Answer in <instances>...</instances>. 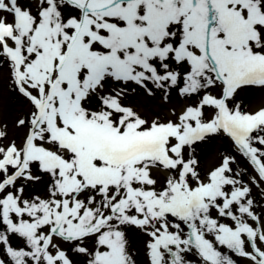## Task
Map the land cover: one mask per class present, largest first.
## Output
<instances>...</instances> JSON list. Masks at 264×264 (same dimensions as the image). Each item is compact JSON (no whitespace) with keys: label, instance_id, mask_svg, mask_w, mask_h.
I'll return each instance as SVG.
<instances>
[{"label":"snow or ice","instance_id":"6c2138e0","mask_svg":"<svg viewBox=\"0 0 264 264\" xmlns=\"http://www.w3.org/2000/svg\"><path fill=\"white\" fill-rule=\"evenodd\" d=\"M36 4L0 0V71L30 105L15 121L27 128L19 145H3L0 130V250L10 264H73L55 240L87 264H136L130 227L148 237V264H191L189 254L238 264L225 250L264 264V216L244 170L225 155L201 173L193 156L222 134L264 182V108L236 100L247 86L264 89V0ZM141 90L196 103L148 119L129 103ZM34 167L49 178L44 198H26L19 183L41 179Z\"/></svg>","mask_w":264,"mask_h":264},{"label":"rangeland","instance_id":"374dc122","mask_svg":"<svg viewBox=\"0 0 264 264\" xmlns=\"http://www.w3.org/2000/svg\"><path fill=\"white\" fill-rule=\"evenodd\" d=\"M19 3L26 8L36 9V0H19ZM11 19V17H9ZM10 80L7 74V69L0 71V130L7 131V139L3 141V145H7L9 141L15 139L19 145L23 140V137L27 131V128L16 127L15 121L18 118L26 117L29 113L30 105L28 101L22 97L18 92L10 87ZM130 87H135L134 85ZM157 95L148 97L143 94L142 90L139 95L136 93H129V103L136 108L140 114L148 119H152L155 116H159L163 119L169 117V112L175 109L179 112L186 104L194 105L196 99H185L179 97L178 93L173 92L170 95L168 102H162L161 94L159 90H155ZM215 94L216 90H212ZM237 103H240L247 111L253 112L260 108H264V89L257 88L255 86H247L240 90L239 95L236 98ZM7 126L6 129L4 126ZM198 147L195 148L193 156L198 160V167L201 173H206L210 168L214 167L220 162V159L225 155H232L236 164L233 167L236 170H244V175L241 177L244 183H247L251 188V198L254 201V208L257 215L264 216V182L258 180L257 174L249 166L246 160L237 152L230 139L222 134L206 137L204 141L198 142ZM34 176H40L41 179L19 183L24 185L25 197H32L39 195L42 198L48 195L47 184L48 177L39 172L38 167L33 169ZM158 181L161 183L165 179L163 173H154ZM256 178L259 183V187L252 184V179ZM127 239L129 241V250L132 253L136 264H148L145 243L148 237L135 227H130L127 230ZM55 243L59 244L61 249L66 250L68 255L73 261V264H87V258L80 253L75 252L72 246L68 243L60 240H55ZM11 245L14 248L24 247V242L19 237L11 238ZM88 248L92 247L91 242H86L84 245ZM251 249L249 248V251ZM238 262V264H251L245 258L236 257L234 254L227 253ZM191 264H198L199 257L189 254ZM0 260L10 264V258L7 257L6 252L0 250Z\"/></svg>","mask_w":264,"mask_h":264}]
</instances>
